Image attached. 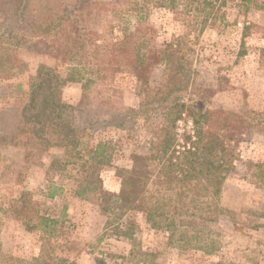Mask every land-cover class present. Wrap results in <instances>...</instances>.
Listing matches in <instances>:
<instances>
[{
  "label": "rangeland",
  "instance_id": "374dc122",
  "mask_svg": "<svg viewBox=\"0 0 264 264\" xmlns=\"http://www.w3.org/2000/svg\"><path fill=\"white\" fill-rule=\"evenodd\" d=\"M1 1L0 74L3 68L15 74L0 75V264H264V0H33L38 20L45 17L41 11L56 21L66 7L86 33L87 63L76 72L66 60L36 53L25 42L16 45L23 33L14 24L18 13ZM8 25L15 26L11 39ZM129 32L133 50L143 49L144 35L147 46L169 43L180 53L188 76V89L180 93L186 105L193 97L200 106L240 113L250 123L229 142L232 164L220 194L200 197L217 218L188 228L186 240L181 228L170 236L168 229L150 227L144 212L107 203L99 193L119 194L132 153L155 154L159 146L152 142L168 127L166 111L145 104L167 79L163 64L151 67L147 85L103 64L112 43ZM39 64L60 78L73 73L84 79L65 81L57 105L42 90L29 106V82ZM101 67L102 77L91 73ZM106 110L132 118L91 130L93 116L105 117ZM211 121L218 123L216 116ZM72 128L78 129L76 145ZM173 130L181 150L184 137L193 134L185 111ZM100 142L99 158L109 163L98 165V190L77 196L82 165ZM152 180L147 189L154 192ZM12 204H23L22 210L12 212ZM41 216L55 220L49 229L38 227ZM33 223L37 227L28 229Z\"/></svg>",
  "mask_w": 264,
  "mask_h": 264
},
{
  "label": "trees",
  "instance_id": "16d2710c",
  "mask_svg": "<svg viewBox=\"0 0 264 264\" xmlns=\"http://www.w3.org/2000/svg\"><path fill=\"white\" fill-rule=\"evenodd\" d=\"M8 1V9L14 8L15 13H18L19 16L14 24H18L23 29L20 40H16V45L25 42L27 47L36 53L52 54L63 61L66 60L72 65V70L75 72L79 69L74 67L85 66L87 63V54L85 53L86 33L79 31L81 29L77 25V19H69L66 7L62 6L64 14L59 15L57 13L58 18L56 21L49 20L48 15L41 11L38 13L45 17L38 20L30 8L33 0ZM0 3L3 4L2 1ZM72 10H74V7ZM4 12L7 13L5 10ZM42 25H45V27H42ZM8 27V39H11L15 26L8 25ZM132 34V32H129L123 38L112 43L111 48L104 55L106 59L103 64H107L111 68L115 66L117 70L121 69V71L124 70L132 74L142 85H147L151 67L155 64H163L165 69L168 70L167 79L165 83H161L157 87L155 97L145 104L151 103L154 104L155 108L160 107L166 111L165 121H167L168 127L162 136L158 134L157 142H152L155 143L154 145L159 146L156 148L155 154L151 152L148 155L132 153L130 157L131 166L123 172L122 187L119 194H112L107 191L99 193L107 203L123 202L122 206L126 209H137L144 212L146 222L150 227L168 229L170 236L174 235V228H181L180 239L184 238L186 240L188 228H193L202 222L217 218L215 212L212 214L215 210L204 208L200 197L209 194L215 197L220 194L223 181L232 164V152L229 142L233 139L236 131L250 123L244 120L240 113L222 108L208 109L205 106H200L193 97L190 98V104L186 105L183 94L180 93L188 89V76L185 73L184 61L180 53L169 43L162 48L154 45L147 46L144 44V35L141 38L143 49L134 47L133 50L129 48V45L132 44L130 40ZM1 44L2 42H0V46ZM6 58L5 62L9 60V56L7 55ZM102 69L106 68L92 69L91 73H96L102 77L104 75ZM113 70L111 69L110 72ZM1 71L4 74L0 75L5 77L15 74L11 68H8L7 71L3 68ZM33 74L29 82V106H34L33 103L42 90H46L51 103L57 105L61 102L60 87L65 81L84 79L83 76L76 75V77L73 73L60 78L54 68L47 67L44 64H39ZM85 80L91 82L90 77ZM107 96V99H109L111 94H107ZM142 106L139 110L143 109ZM106 111L108 112H106L107 116L105 117L95 118L93 116L88 125L91 130H95L98 125H114L117 127L132 118V115L120 114L116 110L114 112ZM131 111L138 112L133 109H130V113ZM184 111L191 117L193 134L192 136L191 134L185 136L183 148L177 150L174 146L175 132L173 128L175 127V121L181 117ZM108 116L110 120L105 119ZM212 116H216L218 119L216 125L211 121ZM233 119H237L239 125H242L236 127ZM64 123L72 125L69 120H65ZM83 126L88 127L79 125V127ZM71 131L73 133L68 136L76 145L77 140H75V137L78 134L74 132L73 128ZM34 133L38 135V130ZM104 144V142L97 143L88 151L90 163L85 162L82 165L85 167V176L79 179L74 192L77 196H84L89 192L98 190V165L109 163V158H99L104 152ZM151 179H153V182H157L154 192L147 189L150 186L149 181ZM55 189L56 187H52L47 196L54 197ZM18 206L19 210H17ZM22 207L23 204H12L10 210L20 212ZM40 219L38 227L45 230L49 229L55 221L45 216H41ZM27 227L32 229L36 228L37 225L34 223L27 224ZM129 253L133 254L132 251Z\"/></svg>",
  "mask_w": 264,
  "mask_h": 264
}]
</instances>
